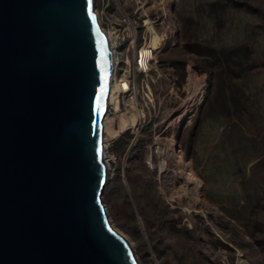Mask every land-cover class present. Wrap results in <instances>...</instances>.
<instances>
[{
    "label": "rangeland",
    "instance_id": "rangeland-1",
    "mask_svg": "<svg viewBox=\"0 0 264 264\" xmlns=\"http://www.w3.org/2000/svg\"><path fill=\"white\" fill-rule=\"evenodd\" d=\"M175 12L180 37L156 55L145 111L109 97L103 203L140 264H264V0Z\"/></svg>",
    "mask_w": 264,
    "mask_h": 264
},
{
    "label": "water",
    "instance_id": "water-1",
    "mask_svg": "<svg viewBox=\"0 0 264 264\" xmlns=\"http://www.w3.org/2000/svg\"><path fill=\"white\" fill-rule=\"evenodd\" d=\"M113 71L96 0H0V264H140L103 203Z\"/></svg>",
    "mask_w": 264,
    "mask_h": 264
},
{
    "label": "built area",
    "instance_id": "built-area-1",
    "mask_svg": "<svg viewBox=\"0 0 264 264\" xmlns=\"http://www.w3.org/2000/svg\"><path fill=\"white\" fill-rule=\"evenodd\" d=\"M102 1V8L96 12L113 55L111 81L115 85V97L119 107L123 103L127 111L144 112L143 102L154 97L150 78L156 55L180 37L181 24L175 12L177 0ZM182 87L184 92L185 84ZM114 107L116 103L109 102L108 112L117 108Z\"/></svg>",
    "mask_w": 264,
    "mask_h": 264
},
{
    "label": "bare ground",
    "instance_id": "bare-ground-1",
    "mask_svg": "<svg viewBox=\"0 0 264 264\" xmlns=\"http://www.w3.org/2000/svg\"><path fill=\"white\" fill-rule=\"evenodd\" d=\"M190 79H191V81L193 82L194 81V77H193V75H190ZM194 83H196V81H194ZM113 91H114V84L112 83V81H111V88H110V92H109V97H110V100L112 101V98H113V96H112V93H113ZM192 195L194 196V197H196V198H198L199 197V190H198V188L197 187H192ZM110 219V218H109ZM112 225V224H111ZM113 226V225H112ZM114 227V226H113ZM115 228V227H114ZM120 233V232H119ZM129 240V239H128ZM130 241V240H129ZM130 243H131V245H132V247H133V244H132V242L130 241ZM246 262L247 261H240L239 259H238V261H237V264H246Z\"/></svg>",
    "mask_w": 264,
    "mask_h": 264
},
{
    "label": "trees",
    "instance_id": "trees-1",
    "mask_svg": "<svg viewBox=\"0 0 264 264\" xmlns=\"http://www.w3.org/2000/svg\"><path fill=\"white\" fill-rule=\"evenodd\" d=\"M184 67H185V65H184Z\"/></svg>",
    "mask_w": 264,
    "mask_h": 264
}]
</instances>
